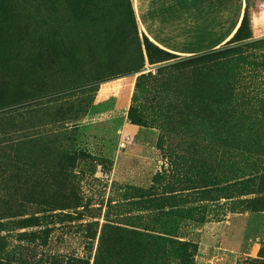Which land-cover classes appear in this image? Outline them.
Instances as JSON below:
<instances>
[{
    "label": "rangeland",
    "instance_id": "1",
    "mask_svg": "<svg viewBox=\"0 0 264 264\" xmlns=\"http://www.w3.org/2000/svg\"><path fill=\"white\" fill-rule=\"evenodd\" d=\"M261 6L180 55L134 0H0V264H264Z\"/></svg>",
    "mask_w": 264,
    "mask_h": 264
},
{
    "label": "crops",
    "instance_id": "2",
    "mask_svg": "<svg viewBox=\"0 0 264 264\" xmlns=\"http://www.w3.org/2000/svg\"><path fill=\"white\" fill-rule=\"evenodd\" d=\"M257 0H134L139 26L166 51L197 55L218 49L236 33ZM262 1V0H261Z\"/></svg>",
    "mask_w": 264,
    "mask_h": 264
},
{
    "label": "trees",
    "instance_id": "3",
    "mask_svg": "<svg viewBox=\"0 0 264 264\" xmlns=\"http://www.w3.org/2000/svg\"><path fill=\"white\" fill-rule=\"evenodd\" d=\"M248 26H249V12L246 10V12L243 16V19L241 21L240 27L238 28L236 33L227 41V43L239 40L240 37L243 35L244 31L248 28ZM145 40H146V43H148L149 45H152L158 49H163L160 46H158L157 44H155L152 40H150V38L147 35H145ZM212 51H214V50H212ZM209 52H211V51H209ZM205 53H207V52H205Z\"/></svg>",
    "mask_w": 264,
    "mask_h": 264
},
{
    "label": "built area",
    "instance_id": "4",
    "mask_svg": "<svg viewBox=\"0 0 264 264\" xmlns=\"http://www.w3.org/2000/svg\"><path fill=\"white\" fill-rule=\"evenodd\" d=\"M253 21V18L251 19ZM254 27L257 28L259 32L264 34V0H262V6L257 11V20L254 22Z\"/></svg>",
    "mask_w": 264,
    "mask_h": 264
}]
</instances>
